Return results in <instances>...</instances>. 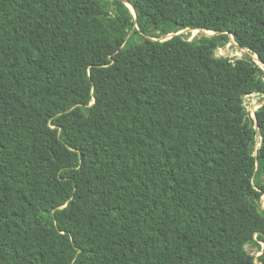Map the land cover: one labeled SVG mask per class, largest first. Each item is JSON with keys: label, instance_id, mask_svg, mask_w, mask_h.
Returning a JSON list of instances; mask_svg holds the SVG:
<instances>
[{"label": "trees", "instance_id": "obj_1", "mask_svg": "<svg viewBox=\"0 0 264 264\" xmlns=\"http://www.w3.org/2000/svg\"><path fill=\"white\" fill-rule=\"evenodd\" d=\"M128 1L0 0V264H264V0Z\"/></svg>", "mask_w": 264, "mask_h": 264}, {"label": "rangeland", "instance_id": "obj_2", "mask_svg": "<svg viewBox=\"0 0 264 264\" xmlns=\"http://www.w3.org/2000/svg\"><path fill=\"white\" fill-rule=\"evenodd\" d=\"M184 34H186V36L188 37L189 40L193 39L194 37H199L200 35H203L202 31H200V30H196V31L191 30V31L184 32ZM110 50L115 51V48L110 47ZM216 54L218 56H224V57H228L231 59L249 58L250 57V53L248 52V50L240 48V46L238 44L236 45L233 42H229L225 46H220L216 50ZM263 69H264V66H263ZM263 100H264V95L259 96V95L254 94L251 96H247L245 98V104L247 107V111L251 117H254L256 109L263 102ZM262 248H263L262 249V252H263L264 251V243H262ZM248 249H249L250 253L254 255V258H255L254 260L257 261V257L261 254V251H256L255 248L251 244L248 245Z\"/></svg>", "mask_w": 264, "mask_h": 264}, {"label": "water", "instance_id": "obj_3", "mask_svg": "<svg viewBox=\"0 0 264 264\" xmlns=\"http://www.w3.org/2000/svg\"><path fill=\"white\" fill-rule=\"evenodd\" d=\"M121 1H123L129 8H130V10H131V12H132V14L134 15V17L136 18V12H135V9H134V7L132 6V4L128 1V0H121ZM194 29H197V28H186V29H184V30H181V31H179V32H177V33H171V34H169V35H167L166 37H164L163 39H161L162 41L163 40H166V39H169V38H171L172 36H174V35H179V34H181V33H184V32H187V31H191V30H194ZM198 30H200V31H202V34L203 35H205V36H213V35H217V34H220L221 32H219V31H209L208 32V30H204V29H198ZM230 42H233V43H235L236 45H237V43L235 42V40H234V38H233V36L231 35L230 36ZM240 48H242V47H240ZM243 49H246V48H243ZM246 50H248V49H246ZM250 57H251V54H250ZM253 58H254V60L263 68V66H264V63L262 62V61H260L259 60V58L257 57V55L256 56H253ZM264 103V100H263V102L259 105V107L262 105ZM258 107V108H259ZM253 119H254V121H255V128H256V130L257 131H259V125H258V121H257V116H256V113H255V115H254V117H253ZM257 264H262L260 261H255Z\"/></svg>", "mask_w": 264, "mask_h": 264}, {"label": "built area", "instance_id": "obj_4", "mask_svg": "<svg viewBox=\"0 0 264 264\" xmlns=\"http://www.w3.org/2000/svg\"><path fill=\"white\" fill-rule=\"evenodd\" d=\"M254 94H255V93H252V94H248V95H246V97H247V96H251V95H254ZM255 95H258V94H255ZM259 96H260V95H259ZM246 97H245V98H246Z\"/></svg>", "mask_w": 264, "mask_h": 264}, {"label": "bare ground", "instance_id": "obj_5", "mask_svg": "<svg viewBox=\"0 0 264 264\" xmlns=\"http://www.w3.org/2000/svg\"><path fill=\"white\" fill-rule=\"evenodd\" d=\"M194 30H195V29H194ZM196 30H198V29H196ZM196 30H195V31H196Z\"/></svg>", "mask_w": 264, "mask_h": 264}]
</instances>
